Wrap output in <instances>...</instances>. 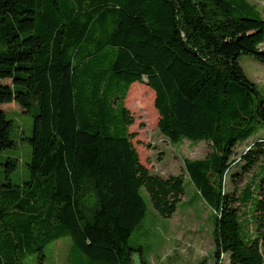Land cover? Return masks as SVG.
<instances>
[{
	"label": "trees",
	"instance_id": "obj_1",
	"mask_svg": "<svg viewBox=\"0 0 264 264\" xmlns=\"http://www.w3.org/2000/svg\"><path fill=\"white\" fill-rule=\"evenodd\" d=\"M242 53L264 62V17L249 0H0V80L11 79L0 81V103L37 106L25 137L31 178L0 184V264H27L36 250L44 264L46 243L66 235L99 264H136L129 237L146 215L143 189L164 215L185 191L183 173L153 172L133 142L125 99L146 79L160 131L210 143L185 168L215 211L212 264H226L223 253L263 264L264 164L226 190L236 146L264 129V94ZM12 129L0 105V149L15 145ZM252 145L244 172L264 155V136ZM5 164L10 172L17 160Z\"/></svg>",
	"mask_w": 264,
	"mask_h": 264
},
{
	"label": "rangeland",
	"instance_id": "obj_2",
	"mask_svg": "<svg viewBox=\"0 0 264 264\" xmlns=\"http://www.w3.org/2000/svg\"><path fill=\"white\" fill-rule=\"evenodd\" d=\"M264 17V0H249ZM246 74L256 81L264 94V62L251 53H242L239 57ZM0 81L11 83L10 78ZM155 90L146 81L133 82L125 99L126 105L134 115V122L129 128L134 133L133 142L137 147L141 161L153 172L162 175L183 173L185 191L178 202L176 210L170 215L160 213L154 206L150 194L144 188L147 200L146 215L136 225L129 237V244L141 247L134 251L133 261L137 264H197L207 258L212 264L216 260L215 247V211L199 192L185 168V158L205 156L211 149L208 140L185 137L180 142L171 141L158 127L159 112L154 104ZM1 107L13 120L12 137L15 145L0 149V184L12 181L24 185L31 178L28 161L31 159L32 145L25 138L34 129V114L37 106L31 110L22 107L16 101L2 102ZM264 136V129L248 140L240 142L233 155L237 162L233 164L226 176V190L238 191L255 180V175L264 164V155L247 171L242 170L243 152L259 137ZM10 157L17 160L14 170L7 172L6 162ZM254 173V174H253ZM5 188L1 185L0 188ZM242 219L249 220L250 210L242 207ZM1 222V221H0ZM264 250V245H263ZM44 264H99L90 258L73 241L70 235L50 240L44 247ZM230 263L229 255L223 257ZM27 264H41L40 251L29 252L23 256ZM264 264V263H263Z\"/></svg>",
	"mask_w": 264,
	"mask_h": 264
},
{
	"label": "built area",
	"instance_id": "obj_3",
	"mask_svg": "<svg viewBox=\"0 0 264 264\" xmlns=\"http://www.w3.org/2000/svg\"><path fill=\"white\" fill-rule=\"evenodd\" d=\"M224 256H225V253L222 254V257H224Z\"/></svg>",
	"mask_w": 264,
	"mask_h": 264
},
{
	"label": "water",
	"instance_id": "obj_4",
	"mask_svg": "<svg viewBox=\"0 0 264 264\" xmlns=\"http://www.w3.org/2000/svg\"><path fill=\"white\" fill-rule=\"evenodd\" d=\"M146 81H147V79H146ZM137 264V263H136Z\"/></svg>",
	"mask_w": 264,
	"mask_h": 264
}]
</instances>
